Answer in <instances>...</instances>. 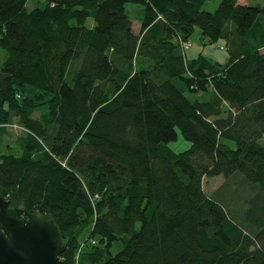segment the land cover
<instances>
[{"label": "trees", "instance_id": "obj_1", "mask_svg": "<svg viewBox=\"0 0 264 264\" xmlns=\"http://www.w3.org/2000/svg\"><path fill=\"white\" fill-rule=\"evenodd\" d=\"M27 1L0 0V197L54 220L63 264H264V0ZM196 29L225 62L186 58Z\"/></svg>", "mask_w": 264, "mask_h": 264}, {"label": "water", "instance_id": "obj_2", "mask_svg": "<svg viewBox=\"0 0 264 264\" xmlns=\"http://www.w3.org/2000/svg\"><path fill=\"white\" fill-rule=\"evenodd\" d=\"M54 220L38 211L24 218L0 197V264H63Z\"/></svg>", "mask_w": 264, "mask_h": 264}, {"label": "rangeland", "instance_id": "obj_3", "mask_svg": "<svg viewBox=\"0 0 264 264\" xmlns=\"http://www.w3.org/2000/svg\"><path fill=\"white\" fill-rule=\"evenodd\" d=\"M221 2V0H207L203 5V10L208 12H214L215 9L218 7L217 5ZM261 3V0H238V4L241 5H258ZM44 0H28L26 2V10L32 11V9L35 8H42L45 6ZM136 6L134 4H129L126 8L128 11H130V7ZM138 7V6H136ZM140 8V7H139ZM132 18H135L136 15H130ZM87 25L92 26L94 22L92 19L87 20ZM134 31L137 32L136 28H133ZM190 46L193 44V46H199L200 45V39H199V29L195 30L194 34L190 38ZM206 49V55H208L212 60L215 61H226L227 53L221 49H219V44H213V45H207L205 47ZM264 50V49H263ZM33 118H36L35 115H33ZM23 130L21 127L15 124L13 127L8 128V133L10 136L5 138V143L13 146V142L16 139V136L22 135ZM179 138V137H178ZM264 144V142H263ZM230 146L234 147V144L232 143ZM14 147V146H13ZM169 147L173 149L175 152L183 151L188 149L189 145L184 142L181 138L178 139L177 142L170 143ZM225 179L221 176L207 178H202V190L204 191L206 196H210L211 199H214L216 201H220L221 203H225L228 205L230 211H232L234 214L238 213V215L241 214V211H246V208L243 207L242 202L245 198V189L244 185L241 181V179H230L228 183L223 185ZM223 187L220 189L219 192H216V189H218L220 186ZM227 207V208H228ZM241 210V211H239ZM83 233V232H82ZM81 233V234H82ZM87 233L85 232L80 238H83ZM121 242H115L113 246L111 247V253L115 254L118 252V250L121 249Z\"/></svg>", "mask_w": 264, "mask_h": 264}, {"label": "crops", "instance_id": "obj_4", "mask_svg": "<svg viewBox=\"0 0 264 264\" xmlns=\"http://www.w3.org/2000/svg\"><path fill=\"white\" fill-rule=\"evenodd\" d=\"M129 10H130V12H129V16H130V15H136L135 18H132V17L130 16V21H131V23H132V31H134L133 28H136V29H137V32L134 31V33H135V34H139V32H140V31H139V29H140V22H139V20H137V19H138V18L140 17V15L142 14L143 9L138 8V7H136V6H132V7H130ZM205 49H206V48H202V47H199V46H193V44H191L190 48L187 49L186 58H187V59L195 58L196 55L199 54V53H202L203 55L208 56V55H206V50H205ZM221 62H225V61H221Z\"/></svg>", "mask_w": 264, "mask_h": 264}, {"label": "built area", "instance_id": "obj_5", "mask_svg": "<svg viewBox=\"0 0 264 264\" xmlns=\"http://www.w3.org/2000/svg\"><path fill=\"white\" fill-rule=\"evenodd\" d=\"M180 44H181V48L183 51H185L186 49H188L190 47V44L188 42H182V40L178 39ZM92 245H95V241H91Z\"/></svg>", "mask_w": 264, "mask_h": 264}]
</instances>
